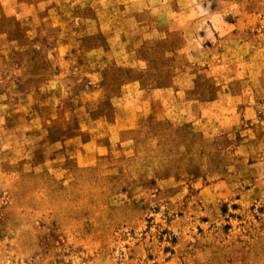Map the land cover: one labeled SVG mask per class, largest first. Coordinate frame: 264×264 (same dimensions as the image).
<instances>
[{
	"label": "rangeland",
	"instance_id": "374dc122",
	"mask_svg": "<svg viewBox=\"0 0 264 264\" xmlns=\"http://www.w3.org/2000/svg\"><path fill=\"white\" fill-rule=\"evenodd\" d=\"M45 3L0 0V264H264V0ZM131 81L157 119L78 164Z\"/></svg>",
	"mask_w": 264,
	"mask_h": 264
},
{
	"label": "crops",
	"instance_id": "0c3cea01",
	"mask_svg": "<svg viewBox=\"0 0 264 264\" xmlns=\"http://www.w3.org/2000/svg\"><path fill=\"white\" fill-rule=\"evenodd\" d=\"M30 0H22L23 4L28 3ZM38 3L40 4H46V0H37ZM56 0H54L55 2ZM104 1V0H103ZM131 1V4H136V8L140 10L146 9H151V10H156L158 8L163 7V4L167 0H160L158 3L155 2V0H129V1H120L119 2H125L126 6L128 2ZM118 4V1L114 3V5ZM114 18V16H113ZM113 18H111L113 20ZM140 27L143 28L145 31V28H149V24L146 23V21L142 20L138 22ZM100 24V23H99ZM98 38H92L88 42H94L89 50H85L87 54L86 57H88V62L90 63L91 61L96 62V68H103L104 66L102 64H105L107 62V58H129V57H136L139 59L147 58L143 56V51H140L136 53V50L132 51L130 44L127 46V43H130L131 41H141L142 37H130V35L127 34H122L119 32H115L112 35H107V43L103 45V40ZM103 38V36L101 37ZM144 38V37H143ZM68 38L61 39L62 42H65ZM119 43L120 50L118 51H111L109 49H106V47H109V43ZM62 45V44H60ZM113 45V44H112ZM122 45V46H121ZM116 46V44L114 45ZM130 48V50H127V47ZM58 52H56L57 54ZM60 56H64L63 51L60 50L59 52ZM88 66V65H87ZM148 67V66H147ZM144 69V68H143ZM145 71V70H143ZM124 86V85H123ZM125 86L128 87V89L124 90L122 96H121V101H120V106L122 107L121 114H119V117L115 119V121L107 123H99V125L94 126V124L88 126L87 129H84L82 126L77 127L73 131L69 132L68 134H64L62 137H70L71 139H75L76 141V146H77V157L76 161L78 164H86L92 161L97 154H99L105 147V136H109L110 134L108 133H135L132 132L133 129L130 127L134 126L132 125L131 119L128 117L130 114H135V113H141L145 111H149L147 116L144 118L146 122V125L149 123H152L157 119L155 116V106H157V103L153 101V99H149L145 97V91L147 89L146 85L144 82H127L125 83ZM139 86V88L135 87ZM158 86L154 87H148L149 89H158ZM105 119L101 116V114L93 119L94 122H105ZM141 121V122H140ZM142 120H139V123L137 125L142 126ZM131 122V123H130ZM144 125V124H143ZM170 125L169 123L167 126ZM127 128H130L127 131H123ZM152 128V127H151ZM131 131V132H130ZM111 138H114V135H111Z\"/></svg>",
	"mask_w": 264,
	"mask_h": 264
}]
</instances>
